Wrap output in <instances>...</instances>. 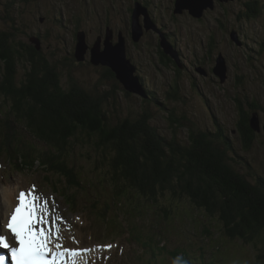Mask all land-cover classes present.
<instances>
[{
    "label": "rangeland",
    "instance_id": "374dc122",
    "mask_svg": "<svg viewBox=\"0 0 264 264\" xmlns=\"http://www.w3.org/2000/svg\"><path fill=\"white\" fill-rule=\"evenodd\" d=\"M143 1L148 9L153 11L156 23L152 19H146V14L141 12L144 18L142 24L137 22L142 30L138 40L132 37L131 32L126 34L128 28L131 29V24L120 23L118 16L121 13L117 14L119 9H115L114 14L117 15L112 17L113 21H119L116 26L122 30L126 39L129 53L126 52L127 57H132L137 66L138 63L142 64V68L139 67L140 72L136 75L145 89V96L130 93L119 81L103 77L108 73L105 66L93 65L89 60L93 45L99 42V48L103 49L105 44L104 38H97L99 30L102 31L97 20V16L102 14L101 0L87 3L79 0H34L31 11L36 13L35 21L30 27L20 24L22 17L26 18L25 12L21 13L19 9L12 8L5 10L0 5V29L9 36L12 43L25 39L32 44H38L41 52L58 73L64 88L68 89L75 84L90 93H98L102 98L101 109L111 122L125 117H136L143 112L148 113L151 125L158 129V132L165 137H172L173 132H176L178 140L186 145L191 144L187 133L192 128L197 133L195 136L202 135L204 138L205 134L210 140L216 138L218 142L230 147L226 153L230 158L229 163L248 181L256 182L259 177L264 178V0H215L214 8H204L202 17L191 14L186 7H181V4H178L180 10H176L177 1L174 13V0H168L171 11L167 9L168 3L164 0ZM104 3L110 5L107 0ZM228 3L232 4L231 7ZM114 4L112 3V6L120 7L119 0H115ZM122 21L125 22L124 19ZM165 21L168 25H163ZM21 30L25 32L22 34ZM31 32L41 34L38 42H35ZM78 33L84 36L83 40L87 46L83 61H77L74 57ZM233 33L239 36V45L231 38ZM167 38L173 43V47ZM118 40L115 35L113 41ZM164 46L170 49V53L163 51L169 54V61L168 56L161 53ZM175 48L182 53L179 58ZM10 51L15 53V50ZM219 54L223 56L227 68L223 78L212 70ZM17 63L15 82L20 84L25 81L27 64L23 58L18 59ZM9 102L10 99L0 94V118ZM239 112L249 115V119L254 114L261 126L260 131L255 132V137L251 139L249 148L244 147L239 134ZM14 119L16 120L15 117ZM14 119L10 117L9 122L2 126L1 137L6 134L10 139H18L19 126L17 128L12 123ZM174 119L178 120V124L171 126ZM3 141L12 147L10 141ZM23 141H27L26 137ZM32 141V146L44 148L41 142L33 139ZM78 151L83 153L80 149ZM83 159L90 168L89 173L94 176L95 172L92 171L95 170L88 160L84 157ZM12 165L11 161L8 170L3 172V181L5 184H11L9 186L19 182L30 172L26 166L25 169L16 170ZM168 196L172 197L170 194H164L157 204L147 203L148 211L143 217L144 222L157 223L149 216L151 213L161 216L164 210L160 207L161 204L171 208L173 216L170 219L173 221L183 219L187 214L185 208H188L191 210V216L185 217L186 220L176 224L167 221L170 227L176 228L173 230L175 234L188 241L193 236L192 225L204 220L207 226L213 227L216 242L221 243L227 250L226 254L229 253L228 256L241 259L245 255L251 258L255 255L256 250L244 240L229 237L217 217L203 219L201 211L188 198L172 197V201L168 202ZM179 203L184 208H181ZM134 223L136 228L141 227L138 220ZM260 241L257 239L258 244H263ZM224 256L225 254L219 259L224 261L227 258ZM144 257L147 260L149 256L147 254Z\"/></svg>",
    "mask_w": 264,
    "mask_h": 264
},
{
    "label": "trees",
    "instance_id": "16d2710c",
    "mask_svg": "<svg viewBox=\"0 0 264 264\" xmlns=\"http://www.w3.org/2000/svg\"><path fill=\"white\" fill-rule=\"evenodd\" d=\"M22 47V41L12 43L0 29V94L10 99L5 115L21 121L34 140L56 146L66 161L70 148L88 153L92 169L101 172L95 181L107 182L111 189L120 187L124 196L155 200L170 193L217 214L226 231L252 246L257 261L264 264V178L250 182L235 170L226 154L230 147L205 134L197 137L192 128L187 133L191 144H183L176 132L165 137L144 112L111 122L98 93L75 84L64 88L40 48L32 44L30 51H24ZM22 58L26 78L16 84L17 61ZM105 70L103 77L118 81L111 69ZM238 120L242 143L249 148L257 131L250 126L249 115L239 112ZM177 124V119L171 122Z\"/></svg>",
    "mask_w": 264,
    "mask_h": 264
},
{
    "label": "snow or ice",
    "instance_id": "6c2138e0",
    "mask_svg": "<svg viewBox=\"0 0 264 264\" xmlns=\"http://www.w3.org/2000/svg\"><path fill=\"white\" fill-rule=\"evenodd\" d=\"M50 215L48 201L41 202L35 185L33 190H20L15 205L0 224V264H78L77 258L89 249L62 247L57 223L62 217H53L50 222Z\"/></svg>",
    "mask_w": 264,
    "mask_h": 264
},
{
    "label": "water",
    "instance_id": "95a60500",
    "mask_svg": "<svg viewBox=\"0 0 264 264\" xmlns=\"http://www.w3.org/2000/svg\"><path fill=\"white\" fill-rule=\"evenodd\" d=\"M181 3V7H186L192 14L197 17H201V9L207 7H213V0H178L177 3ZM176 10H180L178 4ZM142 10L140 8L134 9L133 20L131 24V33L132 37L135 40H138L142 34V30H140V25L137 23V16H139ZM139 26V27H138ZM148 27V26H146ZM83 35L81 33L77 34V42L74 50V57L77 61H83L85 59V50L86 43L83 40ZM137 37V38H136ZM35 42H38V37H34ZM231 38L236 41L239 45V41L236 40V34L233 33ZM111 32H107V36L104 39L105 44L103 49L99 48L100 43H95L91 48V54L89 57L90 62L93 65H103L107 66L114 73L115 78L121 83L123 88L130 93H140L142 95H146L145 89L142 87L138 76L135 74V66L131 62V60L126 55V46L125 41L122 37L116 43H112ZM34 40V39H33ZM134 40V41H135ZM168 44V43H167ZM36 48H40L38 44H35ZM170 47V45L168 44ZM165 52L170 53V49L167 47H163ZM172 50V49H171ZM173 51V50H172ZM174 52V51H173ZM177 58V57H176ZM226 64L224 58L221 54H219L216 58L215 67L213 68V72L223 78L226 71ZM249 124L254 130L260 131L261 126L258 124V120L256 116L253 114L249 119ZM263 133H264V125H262Z\"/></svg>",
    "mask_w": 264,
    "mask_h": 264
},
{
    "label": "flooded vegetation",
    "instance_id": "af4514ba",
    "mask_svg": "<svg viewBox=\"0 0 264 264\" xmlns=\"http://www.w3.org/2000/svg\"><path fill=\"white\" fill-rule=\"evenodd\" d=\"M79 1H81L83 3H87L88 1H92V0H79ZM114 1L115 0H107V2L110 4L109 6L105 5L104 2H106V0H101V2H100V5L102 7V10H101L102 14H99L97 16V20H98V22H99V24L101 26L100 28L102 29V31L99 30L98 35H97L98 39H100V40L103 39V38L105 39L106 36H107V32L108 31L111 32L110 41L112 43H116L115 41H113L115 35L118 37V39L120 37H122L124 39V37H123L124 35H122L123 32H122L121 29H119L116 26V23L120 21V23H122V24H127V23L132 24L133 15H134V13H133L134 9L137 8L138 6H139L138 8H141L142 12L146 14V16H147L146 19H148L149 21L152 19L156 23V21L154 19V16H153L154 15L153 11L148 9L147 4L143 0H119L120 1V5H119L120 7L119 8L112 6V3L114 4ZM164 1H166L168 3L167 9L170 10L171 9L170 3L168 2V0H164ZM175 1L176 0L173 1V11H174V6H175ZM213 1H215V0H213ZM33 2H34V0H3V1L0 0V5H2L5 10L12 8L13 10H18L19 9L21 13L25 12L26 13V18L22 17V20H21L20 24L22 26H24V27H30V26H33V23L35 21L34 20V18H35L34 15L36 14L35 12L33 13L31 11V6L33 5ZM224 3H227V2H224ZM214 5L215 4L213 3V7H211V8H214ZM93 7L96 10L95 5H93ZM115 9L116 10H118V9L120 10L117 13V14L121 13V15L118 16V20L119 21H113L114 18L112 16H116L117 15V14L116 15L114 14ZM163 17H164V15H163ZM138 18H139V20H138ZM143 18H144V14H142L140 12L139 16H137V21H140V24H142ZM122 19H124L125 22L122 21ZM163 25H168V24L165 21ZM129 29H130V27L126 31V34H127V32L130 34L131 29L130 30ZM154 30H156V29H154ZM30 31L31 30H28V32H30ZM156 31L160 33L159 30H156ZM24 32H25L24 30H21L22 34ZM31 35H35L38 38L41 37V34H39V33L35 34V33L31 32ZM19 40L22 41V43L24 45V47H22L24 49V51H30L31 50L32 43L29 42V40L28 41L25 40V39H19ZM124 41H125V46H126V52H127V54H129L128 51H127L126 39H124ZM169 42H170V44L173 47V43L170 40H169ZM176 50L177 49L175 48V51ZM163 51H164V49L163 50L161 49L162 55L168 56V59H169V54L168 53L165 54ZM177 51H176V53H177V56L179 58V55L182 56V53H179V51L178 52ZM152 53H153V51H152ZM68 54L70 55V52H68ZM128 57L131 60V62L133 63V58L130 57L129 55H128ZM133 64H134V66L136 68V71L140 72V68H142V64L138 63V66L135 63H133ZM105 68H108V67L105 66Z\"/></svg>",
    "mask_w": 264,
    "mask_h": 264
},
{
    "label": "bare ground",
    "instance_id": "6f19581e",
    "mask_svg": "<svg viewBox=\"0 0 264 264\" xmlns=\"http://www.w3.org/2000/svg\"><path fill=\"white\" fill-rule=\"evenodd\" d=\"M176 1H178V0H176ZM177 3V2H176ZM177 4H181V3H177ZM205 9L204 8H202L201 9V15L203 14V11H204ZM190 12V11H189ZM191 13V12H190ZM192 14V13H191ZM194 15V14H193ZM109 20V19H108ZM125 25V24H124ZM122 28V27H121ZM146 38V37H145ZM236 40H237V36H236ZM101 66V65H100ZM257 119V118H256ZM258 120V119H257ZM258 124H259V122H258ZM263 125H264V123H263ZM259 126H260V124H259ZM12 191L10 190V188L8 187V186H5V187H3L2 188V192H1V197H4V198H10L11 197V195H12Z\"/></svg>",
    "mask_w": 264,
    "mask_h": 264
}]
</instances>
